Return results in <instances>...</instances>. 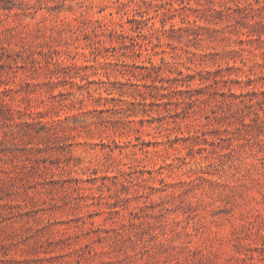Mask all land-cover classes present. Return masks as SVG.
Returning <instances> with one entry per match:
<instances>
[{
	"label": "rangeland",
	"instance_id": "374dc122",
	"mask_svg": "<svg viewBox=\"0 0 264 264\" xmlns=\"http://www.w3.org/2000/svg\"><path fill=\"white\" fill-rule=\"evenodd\" d=\"M0 264H264V0H0Z\"/></svg>",
	"mask_w": 264,
	"mask_h": 264
},
{
	"label": "trees",
	"instance_id": "16d2710c",
	"mask_svg": "<svg viewBox=\"0 0 264 264\" xmlns=\"http://www.w3.org/2000/svg\"><path fill=\"white\" fill-rule=\"evenodd\" d=\"M179 74L183 75L184 73H183L182 71H180ZM188 76H190V75H188ZM191 77H192V76H191ZM173 79H177V80L180 79V80L185 81V78H183V77H181V78H177V77L175 76V78H173Z\"/></svg>",
	"mask_w": 264,
	"mask_h": 264
}]
</instances>
